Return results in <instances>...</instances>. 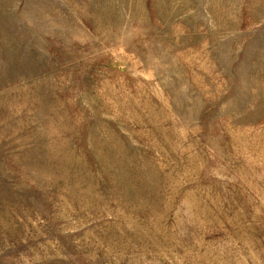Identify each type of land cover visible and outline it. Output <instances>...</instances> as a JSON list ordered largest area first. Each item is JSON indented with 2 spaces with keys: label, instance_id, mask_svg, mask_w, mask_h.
Listing matches in <instances>:
<instances>
[{
  "label": "rangeland",
  "instance_id": "obj_1",
  "mask_svg": "<svg viewBox=\"0 0 264 264\" xmlns=\"http://www.w3.org/2000/svg\"><path fill=\"white\" fill-rule=\"evenodd\" d=\"M0 264H264V0H0Z\"/></svg>",
  "mask_w": 264,
  "mask_h": 264
}]
</instances>
